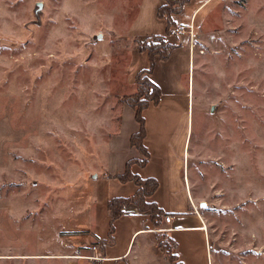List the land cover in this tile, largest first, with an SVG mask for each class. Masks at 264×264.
I'll list each match as a JSON object with an SVG mask.
<instances>
[{
	"label": "rangeland",
	"instance_id": "374dc122",
	"mask_svg": "<svg viewBox=\"0 0 264 264\" xmlns=\"http://www.w3.org/2000/svg\"><path fill=\"white\" fill-rule=\"evenodd\" d=\"M163 3L165 12L176 5ZM137 5L0 0V264H20L17 249L54 245L48 227L57 229L66 208L79 212L82 194L105 174L110 138L122 153L136 147L127 132L140 123L126 100L153 93L142 77L136 82L150 63L136 47L146 36L127 32ZM179 21L165 38L185 46L193 33L190 68L181 45L157 75L145 74L162 92L141 110L149 174L160 185L161 166L174 170L178 157V178L185 166L204 194L212 239L174 232L180 262L264 264V0H210L189 27ZM150 36L142 42L163 50Z\"/></svg>",
	"mask_w": 264,
	"mask_h": 264
},
{
	"label": "crops",
	"instance_id": "0c3cea01",
	"mask_svg": "<svg viewBox=\"0 0 264 264\" xmlns=\"http://www.w3.org/2000/svg\"><path fill=\"white\" fill-rule=\"evenodd\" d=\"M163 2L164 0H138L136 11L130 20L132 24L127 31L128 34L134 36L164 34L165 19L157 14L158 7ZM208 2L210 0H202L197 4L196 0L184 2L180 10L172 14L175 24L183 25L179 21L182 16L185 19V22H182L188 21L189 27V20L193 24L196 13ZM172 34L173 32L166 36ZM192 43L193 33L190 32L189 35L188 30V43L185 46L183 43L176 45L177 47L182 45V49L186 51L189 68ZM170 56L171 52L165 59L154 56L155 64L150 74L153 76L156 71L155 75H157L158 64L161 61L167 62ZM158 72L161 75L162 71L158 70ZM152 80L158 83L154 77ZM209 107L210 112H214L213 105L210 104ZM130 133L129 130L127 132L128 144ZM107 142L110 147L106 165L104 164L105 174H97L89 184V191L82 194V203L76 205L79 212L73 214L71 213L73 208L69 207L64 210L68 212V215L63 219L58 215L62 211L54 215L53 220L62 219L57 229L55 226L52 230L48 227L50 230L47 233L51 236L50 239H54L51 240L54 245H48L46 248H39L37 245L35 248L17 249L18 251L14 252V260L19 261L20 264H23L22 262L26 264H32V262L33 264L34 262L39 264H183V261L180 262L183 260L182 257L179 258V239L174 232L187 229L201 230L204 245L207 241L206 235L211 241L207 212L200 205L204 194L197 191L194 185L190 186L187 176L185 177V166L184 170L182 169V181L178 178L176 169L181 165L178 157L174 160V170L169 169L167 164L165 167L161 166L164 175L160 185L157 183L153 191L144 196L145 200L153 201L162 209L163 213L157 219L151 217L150 209H140L132 201L123 204L120 213L112 216L107 208V201L113 197L131 196L138 190V185L132 179L120 180L117 177L118 173L124 171L126 165L133 174L139 177H153L155 180L156 178L149 174L146 165L149 160L148 156V159L146 158L142 163L136 160L130 161V159H141V153L136 147L129 145V150L122 153L119 141L114 136ZM183 153L186 154L185 147ZM197 163L201 168L199 161ZM211 181L209 178L206 183H211ZM166 214L169 215L168 221L162 218ZM74 215L77 217L73 218ZM187 217L191 220H187ZM204 225L206 228L203 227ZM164 237L168 238L169 246L161 242ZM187 262L186 258L185 264H188Z\"/></svg>",
	"mask_w": 264,
	"mask_h": 264
},
{
	"label": "trees",
	"instance_id": "16d2710c",
	"mask_svg": "<svg viewBox=\"0 0 264 264\" xmlns=\"http://www.w3.org/2000/svg\"><path fill=\"white\" fill-rule=\"evenodd\" d=\"M168 1V0H166ZM174 1L176 4L175 7L169 8L167 12H165L164 9V3H162L157 10V14L165 19L166 22V28L164 34H152L151 36L155 37L158 40H162L164 42L163 50L161 49V46L155 45V44H145L142 42V40L148 39L146 36L143 39H136V47L139 51H146L148 57H149V65L146 68L140 69L137 77L136 82H140V77H142V81L144 84L148 85L152 88L153 93L152 96H148L146 101H142L140 103H137L136 101L132 99H127L126 101L128 104L133 108L134 110V116L135 119L140 123L139 131L136 133H133L130 135L129 140L132 142L133 145L136 146V148L143 153V158L141 159H130V161H139L144 162L148 156V152L146 150L145 145L142 144V139L144 137V126H143V117L141 116V110L146 107L149 102L156 103L159 100L161 91L158 84H156L151 77L145 75L152 71L154 67L153 58L154 56H158L161 59H165L169 56L172 48L176 46V44L167 41L165 38L166 34H170L173 32L172 27L175 25V21L172 18V14L175 12H178L181 8V5L188 1V0H171ZM150 36V37H151ZM136 137L139 141H136ZM135 140H133V139ZM129 164V162H128ZM117 177L120 180H126V179H132L137 185L138 190L132 194L131 196L126 197H113L107 201V208L111 211L112 216H116L118 213H120L121 208L123 204L132 201L136 204V206L140 209L148 208L151 211V217L154 219H157L159 215L163 213L162 209L157 206L153 201H147L145 200V195H148L153 191V189L157 185V181L153 177H139L136 174H133L130 170L128 165H126V168L122 173H118ZM147 186V187H146Z\"/></svg>",
	"mask_w": 264,
	"mask_h": 264
},
{
	"label": "built area",
	"instance_id": "2783aa9c",
	"mask_svg": "<svg viewBox=\"0 0 264 264\" xmlns=\"http://www.w3.org/2000/svg\"><path fill=\"white\" fill-rule=\"evenodd\" d=\"M194 210H195V212L197 213V210L194 208ZM164 219L166 220V221H168L169 220V215L168 214H166V215H164Z\"/></svg>",
	"mask_w": 264,
	"mask_h": 264
},
{
	"label": "bare ground",
	"instance_id": "6f19581e",
	"mask_svg": "<svg viewBox=\"0 0 264 264\" xmlns=\"http://www.w3.org/2000/svg\"><path fill=\"white\" fill-rule=\"evenodd\" d=\"M203 6V5H202ZM203 227H205L206 228V226L204 225Z\"/></svg>",
	"mask_w": 264,
	"mask_h": 264
},
{
	"label": "water",
	"instance_id": "95a60500",
	"mask_svg": "<svg viewBox=\"0 0 264 264\" xmlns=\"http://www.w3.org/2000/svg\"><path fill=\"white\" fill-rule=\"evenodd\" d=\"M38 3H40V1Z\"/></svg>",
	"mask_w": 264,
	"mask_h": 264
}]
</instances>
